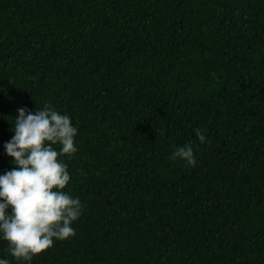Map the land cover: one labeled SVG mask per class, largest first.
Returning a JSON list of instances; mask_svg holds the SVG:
<instances>
[{"label":"trees","instance_id":"obj_1","mask_svg":"<svg viewBox=\"0 0 264 264\" xmlns=\"http://www.w3.org/2000/svg\"><path fill=\"white\" fill-rule=\"evenodd\" d=\"M46 105L84 210L33 264H264V0H0V175Z\"/></svg>","mask_w":264,"mask_h":264},{"label":"clouds","instance_id":"obj_2","mask_svg":"<svg viewBox=\"0 0 264 264\" xmlns=\"http://www.w3.org/2000/svg\"><path fill=\"white\" fill-rule=\"evenodd\" d=\"M10 123L14 136L4 148L13 170L0 175V241L12 259L0 258V264H33L55 241L74 238L72 225L83 215L81 200L65 192L71 176L64 158L78 152L79 129L52 105L35 112L20 109ZM196 137L205 143L203 130ZM170 159L198 165L190 144L176 148Z\"/></svg>","mask_w":264,"mask_h":264}]
</instances>
